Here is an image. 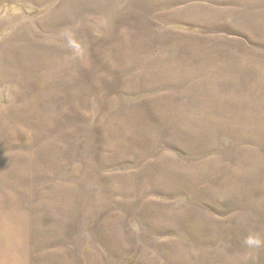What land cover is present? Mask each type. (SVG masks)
Returning <instances> with one entry per match:
<instances>
[{
	"label": "rangeland",
	"instance_id": "1",
	"mask_svg": "<svg viewBox=\"0 0 264 264\" xmlns=\"http://www.w3.org/2000/svg\"><path fill=\"white\" fill-rule=\"evenodd\" d=\"M2 250L264 264V0H0Z\"/></svg>",
	"mask_w": 264,
	"mask_h": 264
},
{
	"label": "bare ground",
	"instance_id": "2",
	"mask_svg": "<svg viewBox=\"0 0 264 264\" xmlns=\"http://www.w3.org/2000/svg\"><path fill=\"white\" fill-rule=\"evenodd\" d=\"M17 252L18 251H16L15 253H9L6 250H2V254L0 255V264H20L19 263L20 261L18 260L17 255H16Z\"/></svg>",
	"mask_w": 264,
	"mask_h": 264
}]
</instances>
